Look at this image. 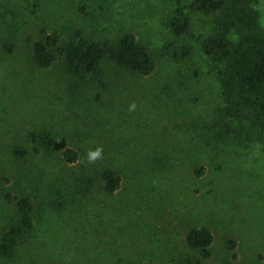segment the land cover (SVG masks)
<instances>
[{
  "label": "rangeland",
  "instance_id": "obj_1",
  "mask_svg": "<svg viewBox=\"0 0 264 264\" xmlns=\"http://www.w3.org/2000/svg\"><path fill=\"white\" fill-rule=\"evenodd\" d=\"M189 3L0 0V239L17 216L5 194L23 189L18 169L51 170L55 162L37 156L22 165L10 147L39 127L62 136L59 121L70 110L63 64L32 67L30 41L42 31L63 40L79 32L92 42L132 34L155 61L147 77L107 67L103 79L114 88L91 92L104 107L97 118L107 142L121 148L120 189L112 196L95 191L62 211L40 206L31 242L13 264H193L197 254L185 236L202 228L212 235L202 264H264V144L245 141L243 128L222 131L225 103L202 50L211 18ZM179 9L191 28L177 37L171 21ZM255 9L264 30V0H255ZM5 41L15 45L12 54L3 51ZM39 172L35 191L48 201L51 176Z\"/></svg>",
  "mask_w": 264,
  "mask_h": 264
},
{
  "label": "trees",
  "instance_id": "obj_2",
  "mask_svg": "<svg viewBox=\"0 0 264 264\" xmlns=\"http://www.w3.org/2000/svg\"><path fill=\"white\" fill-rule=\"evenodd\" d=\"M189 8L211 18L212 30L203 39L202 50L214 65L225 103L218 111L222 131L229 136L233 126L243 128L245 141L259 139L264 144V30L259 26L255 0H190ZM171 27L177 37L187 34L191 28L188 15L177 10ZM1 45L6 54L14 52L13 43L5 41ZM29 55L32 67L48 69L57 62L63 64L68 75L64 93L70 110L59 121L62 136L54 128L39 127L27 131L23 141L10 147L11 158L22 165L37 156L53 157L55 162L51 170L35 164L18 169L23 189L12 197V192L5 194L9 202H14L17 214L0 239V258L6 260L5 264H13L31 242L40 206L47 204L54 211H62L95 191L112 196L120 189L121 148L118 143L107 142L102 118H97L104 107H99L91 92L96 90L99 96L115 85L114 80L103 79L107 67L112 66L121 77L123 72L147 77L155 69L153 55L132 34L116 41L92 42L79 32L63 40L57 32L42 31L30 41ZM97 148L102 149V158L89 162V151ZM40 170L51 176L45 185L48 201L42 192L35 191L34 176L40 175ZM185 240L197 254L193 264H202L211 257L212 235L207 229L189 231Z\"/></svg>",
  "mask_w": 264,
  "mask_h": 264
},
{
  "label": "clouds",
  "instance_id": "obj_3",
  "mask_svg": "<svg viewBox=\"0 0 264 264\" xmlns=\"http://www.w3.org/2000/svg\"><path fill=\"white\" fill-rule=\"evenodd\" d=\"M135 107L134 105L132 106ZM102 158V149L97 148L95 151H89L88 160L89 162H95L96 160Z\"/></svg>",
  "mask_w": 264,
  "mask_h": 264
}]
</instances>
